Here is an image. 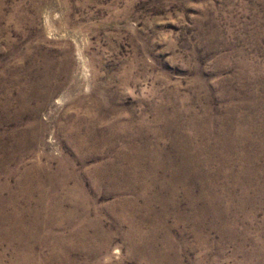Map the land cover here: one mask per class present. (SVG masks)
I'll list each match as a JSON object with an SVG mask.
<instances>
[{"label":"rangeland","instance_id":"1","mask_svg":"<svg viewBox=\"0 0 264 264\" xmlns=\"http://www.w3.org/2000/svg\"><path fill=\"white\" fill-rule=\"evenodd\" d=\"M0 264H264V0H0Z\"/></svg>","mask_w":264,"mask_h":264}]
</instances>
